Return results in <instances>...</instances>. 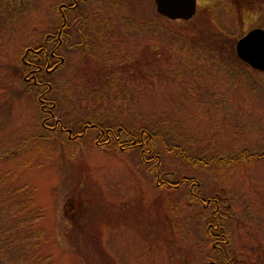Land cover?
I'll use <instances>...</instances> for the list:
<instances>
[{
  "label": "rangeland",
  "instance_id": "1",
  "mask_svg": "<svg viewBox=\"0 0 264 264\" xmlns=\"http://www.w3.org/2000/svg\"><path fill=\"white\" fill-rule=\"evenodd\" d=\"M59 2L71 0H0L2 206L14 199L3 191L20 188L23 217L29 194L39 214L32 226L43 229L38 251L54 264H224L218 247L229 264H264V71L234 52L242 32L264 28L263 12L239 16L229 0H196L182 20L158 16L153 0H78L66 12L62 62L33 86L20 58L55 31ZM196 21L223 29L233 53L186 47ZM106 75L112 89L95 95ZM90 121L160 128L194 159L159 137L144 154L141 142L96 143L106 137L97 140V128L79 130ZM211 211L226 242L206 233ZM3 213L8 227L15 215Z\"/></svg>",
  "mask_w": 264,
  "mask_h": 264
},
{
  "label": "trees",
  "instance_id": "2",
  "mask_svg": "<svg viewBox=\"0 0 264 264\" xmlns=\"http://www.w3.org/2000/svg\"><path fill=\"white\" fill-rule=\"evenodd\" d=\"M220 0H209V6H214L215 3H218ZM231 3H233L237 9L238 15L242 16L245 9L251 7H256L257 9L261 10L264 14V0H229ZM157 13V12H156ZM158 16H162L161 14L157 13ZM194 17V16H193ZM193 18H190L186 21L192 20ZM183 20V19H182ZM203 23H209L208 20L202 21ZM199 28L197 33L192 40H190L186 47L194 46V52L203 51L205 48H207V52L209 53V50H212L213 46H215L217 49L219 47V52H217V55L223 56L224 52L227 53H233V50L231 47L228 46L229 51L227 50V46L225 45L226 38L223 36V29L219 28L218 31L220 32H214L215 30L211 26H205V25H199V21L195 22ZM199 34V35H198ZM198 35V36H197ZM206 42L208 47L202 49L201 43ZM199 44V46H197ZM197 46V50H196ZM25 58V57H24ZM236 58V57H235ZM237 61H241L240 59H237ZM244 63L243 61H241ZM23 61V59L20 58V64L22 65V75L29 74L27 72V64ZM245 64V63H244ZM27 80L30 81V84L33 86H38L39 83H36L33 81V78L28 75ZM25 79V78H24ZM26 81H24L25 83ZM113 86V77L106 75V78L104 79L103 83L97 88L95 95L98 94V92H107L112 89ZM45 91V90H44ZM40 96L43 94H39ZM53 103V102H51ZM51 105L47 104L46 101H43L41 106ZM57 121V120H56ZM87 123V122H86ZM43 125V124H41ZM83 127H95L98 129V136L99 135H105V140H102L101 142L96 143H104L108 142L109 136L113 137L115 142L118 143L120 148L124 147H131L134 145H138L139 142L143 144V146L140 148V151L142 154L144 152H149L151 150L155 149V142L153 141L155 137L161 138V141L164 142L167 150H172L171 147L176 148V152L182 153L184 158H188L191 161H193V157L191 155H188L187 152H185V148L183 150V146H180V144H177L174 141H169L167 137H165V133L163 134V130L155 129V128H142L138 132H132L129 131L128 128L124 126L116 125L115 127L111 124L102 125L100 123H94L92 121L85 124L83 122L82 125H80L79 130L83 131ZM125 134L128 136V139L124 141H118L117 139H120V135ZM96 140V141H97ZM138 142V143H137ZM263 152H261L262 156ZM260 156V154H253V157ZM247 157H252L250 154L246 155ZM143 157V156H142ZM190 180L192 184H196V179L192 177H184L180 181L183 180ZM4 194L7 195V197H3L4 199L7 198H14L13 202L9 204V207H3L0 203V258L4 259V263L2 264H54L52 260L49 259L48 253L39 252L37 248V244L41 237H43V229H35L34 226H32V223H34L35 219L38 217V208L33 206V199L29 196L27 192H25L28 195L27 203L28 205L26 208V212L21 217L19 214L20 211L24 209V205L21 207H18V205L21 202H18L17 200L20 199V196H17L18 193L23 192L20 188L18 190L16 188L11 189V191H3ZM6 204V203H5ZM4 204V205H5ZM7 212L8 216H14L12 222L8 227L6 226V214L3 212ZM19 215V216H18ZM29 216V221L25 223L27 220L25 219V216ZM219 219V218H218ZM214 215L213 211L210 212V216L207 220L208 226L206 227V233L210 236L215 235V238L219 242V240H224V237L226 236V232L220 228H218V231H213L212 229L217 227V224L219 223V220ZM210 226V227H209ZM212 232V233H211ZM223 258V259H222ZM222 260L224 261V264H229L228 259L226 258V254L223 253ZM225 259V260H224ZM216 264H221L216 261Z\"/></svg>",
  "mask_w": 264,
  "mask_h": 264
},
{
  "label": "flooded vegetation",
  "instance_id": "3",
  "mask_svg": "<svg viewBox=\"0 0 264 264\" xmlns=\"http://www.w3.org/2000/svg\"><path fill=\"white\" fill-rule=\"evenodd\" d=\"M78 0H71L70 3L59 2L57 4V15L59 17L58 24L56 25V29L54 32L49 33L45 32L43 38V44L39 43L36 45H28V49H26L25 53H31L30 57L22 58L25 64H27V72L33 78V81L39 83L38 86L43 85L42 81V73L41 71H49L58 66L62 62L60 57L63 56L58 52L60 46L62 48L63 45H67L68 41H70L71 34L68 31H65V28L68 29L69 24H66V12L69 9H72L76 6ZM70 31V30H69ZM73 31L78 35V37L84 38L86 33L84 29H74ZM45 44H49L50 46L47 48ZM61 60V61H60ZM27 78V77H26ZM55 122V121H54ZM59 128H62V125H59ZM76 135L78 133H75ZM215 245V244H214ZM219 254L222 258L223 252L222 249L219 248ZM225 260V259H224ZM211 263V262H210ZM213 264H216L213 262ZM222 264V263H221Z\"/></svg>",
  "mask_w": 264,
  "mask_h": 264
},
{
  "label": "water",
  "instance_id": "4",
  "mask_svg": "<svg viewBox=\"0 0 264 264\" xmlns=\"http://www.w3.org/2000/svg\"><path fill=\"white\" fill-rule=\"evenodd\" d=\"M153 2L157 13L172 19H187L196 9V0H153ZM234 52L248 66L264 71V28L252 26L240 34L234 42Z\"/></svg>",
  "mask_w": 264,
  "mask_h": 264
}]
</instances>
